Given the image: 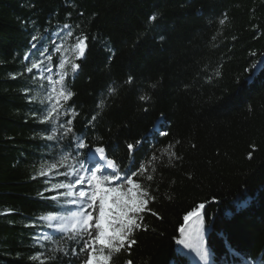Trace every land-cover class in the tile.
Masks as SVG:
<instances>
[{
  "label": "trees",
  "instance_id": "trees-1",
  "mask_svg": "<svg viewBox=\"0 0 264 264\" xmlns=\"http://www.w3.org/2000/svg\"><path fill=\"white\" fill-rule=\"evenodd\" d=\"M33 35L53 71L65 65L62 90L73 95L58 118L38 111L48 103L24 59L39 58ZM262 62L264 0H0V264H82L83 240L41 218L70 216L74 207L46 189L70 183L96 147L139 185L144 207L135 244L116 253L96 242L92 254L108 264H204L207 251V264H264ZM68 118L74 145L83 134L78 152L60 135Z\"/></svg>",
  "mask_w": 264,
  "mask_h": 264
},
{
  "label": "snow or ice",
  "instance_id": "snow-or-ice-1",
  "mask_svg": "<svg viewBox=\"0 0 264 264\" xmlns=\"http://www.w3.org/2000/svg\"><path fill=\"white\" fill-rule=\"evenodd\" d=\"M150 19L155 20L156 17L152 16ZM223 23V21H221ZM67 30V34L71 35V30L66 24L63 26ZM31 48L39 52L38 60H30L26 55L25 60H28L31 64L27 68V71L31 73L33 69H36L37 75H43L45 72L48 73V80L50 81L49 91L54 92L56 89L51 86V68L45 64L41 68V64L44 63L45 58L51 60V54L48 53L45 44L41 43L39 46L36 43L37 37L35 35L31 38ZM79 49L80 55L82 56L87 48V38L79 39L76 44ZM35 55V53H33ZM264 65V62H262ZM58 68H64L63 63H59ZM73 71L79 68L78 64L72 66ZM66 73L59 74V81L62 82L65 79ZM131 82V77L129 78ZM155 87V85H153ZM73 93L67 89L60 92V96L64 101H68ZM142 100H146L147 97L142 96ZM38 111H42L44 119H48L52 112H57V118L60 113L57 111V102L51 101ZM71 108L65 109V113L70 112ZM95 120V116L92 117ZM60 135L67 137V143L65 145L66 149L73 148L75 146L76 151L85 147L83 143V134L81 137L75 141V145L72 140L73 128L72 119L68 118L60 124ZM50 133L47 136L49 141H52L56 136V129L50 127L47 129ZM166 134V133H165ZM128 149L133 148L132 144L127 145ZM90 157H85V159L90 158L92 161V166L85 169L84 163L79 162L81 171H88L90 178L85 180V177L79 174V171L74 173L69 177L70 183H58L53 185L51 188L46 189V191H51L54 194L50 197L51 200L57 201L58 197H64L68 205H75L77 210L70 211V216H63L58 214H50L42 217V220L50 221L48 225L53 231H58L61 235H67L73 240H83L80 252H87L88 255L85 256L82 264H108L109 257L101 255L97 257L92 254L95 249L93 247L94 243L98 242L103 248L110 249L113 252L119 253L121 248L126 244L130 248L132 244L136 243L135 239H131V234L134 229L140 228V224L130 213H139L141 211L144 201L137 199V194L132 189H138L139 185L134 184L131 179L127 176L121 179L119 174L115 170V164L112 160L105 158V149L103 147L89 148ZM98 158V160H97ZM55 168V165H53ZM108 169L113 171L109 174ZM100 172L101 175H97ZM132 173H129L131 175ZM41 176L46 175L44 172L40 173ZM52 176H48V179H52ZM115 178L120 180L121 184L127 183L132 187L126 192H122L119 187L105 186V182L110 179ZM151 179V177H148ZM76 185L80 187L76 188ZM60 189H66V191L61 192ZM147 193L145 192V195ZM205 208L204 203H200L197 208L189 211L184 217V223L186 224L192 217H199L201 210ZM91 209V211H88ZM93 212L97 213L96 222L93 223ZM71 220V224L66 223L67 220ZM202 223V221H201ZM181 232L184 231L183 226L180 229ZM95 233V235H93ZM87 237V239H85ZM45 239H51L50 235H45ZM130 240V243H129ZM181 244L184 243L183 240L180 241ZM91 250V251H90ZM75 249H73V255H75ZM200 258L207 260L208 252L201 251ZM127 264H131V261H127Z\"/></svg>",
  "mask_w": 264,
  "mask_h": 264
},
{
  "label": "rangeland",
  "instance_id": "rangeland-1",
  "mask_svg": "<svg viewBox=\"0 0 264 264\" xmlns=\"http://www.w3.org/2000/svg\"><path fill=\"white\" fill-rule=\"evenodd\" d=\"M76 50H77L78 55L81 56L80 52H79V49L77 48ZM48 62H49V60L45 58L44 63L41 64V68H43L45 66V64L48 65L51 68V66H50V64ZM64 68H65V65H64ZM64 68H62V69L59 68L57 71H53V69L51 68V73H52L51 86L56 89L54 92H50L49 91L50 81L47 78L48 77V73L47 72H45L43 75H38L37 76V79L40 80L39 81V90L36 92L38 99L40 101H44L46 103H49L50 100L54 101V102H57V111L60 110L61 104L64 101L63 98L60 96V92L63 91L62 90V86H61L63 81L60 82L59 79H58L59 78V74L65 73V69ZM34 70L36 72V69H34ZM52 113H57V112H52ZM97 160H98V158H97ZM84 166H85V169H88V168H90L92 166V161H91L90 158L88 159V162L84 164ZM78 171H79L80 175L85 177V180L90 178L89 172L88 171H81L80 170V166H77V168H75L73 171H71L70 175H73L74 173H76ZM107 171L109 173L110 171L112 172L113 170L112 169H108ZM97 175H101V173L97 172ZM115 182H116L115 180H111L110 184L111 183L116 184ZM105 186H108L106 184V182H105ZM120 186H121L120 189H121L122 192H126V191H128L129 188L132 187L129 184H126V185L122 184L121 185L120 183H117V186H114V187H120ZM75 187L78 188V187H80V185H76ZM132 190L136 192L138 200L144 201V197L138 192L137 189H132ZM71 206L74 207L73 211L77 210L75 205H71ZM143 207H144V203L142 205L141 210L143 209ZM88 211H91V209H88ZM137 214L138 213H130V215H133L136 220H137ZM93 215H94V212H93ZM48 222H49V224L51 223L50 221H48ZM71 222L72 221L70 219L66 221V223H68L69 225L71 224ZM99 256H101V255H97V257H99ZM100 264H103V262L101 261Z\"/></svg>",
  "mask_w": 264,
  "mask_h": 264
}]
</instances>
